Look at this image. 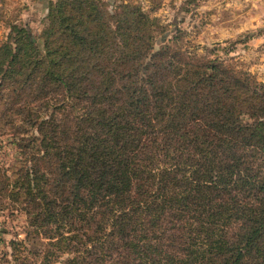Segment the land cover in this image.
Here are the masks:
<instances>
[{"label":"trees","instance_id":"16d2710c","mask_svg":"<svg viewBox=\"0 0 264 264\" xmlns=\"http://www.w3.org/2000/svg\"><path fill=\"white\" fill-rule=\"evenodd\" d=\"M45 1L0 41V211L26 218L0 264H264V81L155 47L138 5Z\"/></svg>","mask_w":264,"mask_h":264},{"label":"rangeland","instance_id":"374dc122","mask_svg":"<svg viewBox=\"0 0 264 264\" xmlns=\"http://www.w3.org/2000/svg\"><path fill=\"white\" fill-rule=\"evenodd\" d=\"M105 1L109 9L128 3L155 17L163 27V31L158 28L155 47L163 45L159 41L163 36L167 44L174 42L175 48H184L200 57L231 59L239 69L264 81V0ZM45 14V0H0V41L5 39L12 23L25 24L34 35L41 36ZM9 139V135L0 136L3 143ZM6 145L7 149L0 151V159L10 161L14 151ZM25 219L17 210L13 214L0 211V254L10 251V240L24 238Z\"/></svg>","mask_w":264,"mask_h":264}]
</instances>
